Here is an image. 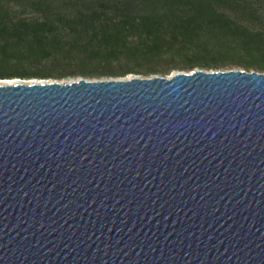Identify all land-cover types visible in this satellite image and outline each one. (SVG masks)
I'll return each mask as SVG.
<instances>
[{
	"label": "water",
	"instance_id": "water-1",
	"mask_svg": "<svg viewBox=\"0 0 264 264\" xmlns=\"http://www.w3.org/2000/svg\"><path fill=\"white\" fill-rule=\"evenodd\" d=\"M0 81V264H264V72Z\"/></svg>",
	"mask_w": 264,
	"mask_h": 264
},
{
	"label": "trees",
	"instance_id": "trees-1",
	"mask_svg": "<svg viewBox=\"0 0 264 264\" xmlns=\"http://www.w3.org/2000/svg\"><path fill=\"white\" fill-rule=\"evenodd\" d=\"M263 24L264 0H0V78L264 72Z\"/></svg>",
	"mask_w": 264,
	"mask_h": 264
},
{
	"label": "rangeland",
	"instance_id": "rangeland-1",
	"mask_svg": "<svg viewBox=\"0 0 264 264\" xmlns=\"http://www.w3.org/2000/svg\"><path fill=\"white\" fill-rule=\"evenodd\" d=\"M17 14H22V15H30V13H27V12H23L21 13V11H16ZM256 27H259L258 25H255ZM261 28H263L264 30V24L261 25ZM228 68H242V67H239V66H236V65H227V66H224V67H221V68H218V69H228ZM176 70H171L169 71L168 74L166 75H169L170 73L174 72ZM130 75H138V76H151V75H142V74H134V73H128L124 76H120V77H128ZM152 75H155V74H152ZM77 77H80V76H67L65 78H60V79H57V80H60V81H66V80H71V79H74V78H77ZM102 78V77H100ZM39 78H29V79H23V78H0V81H31V80H38ZM42 79H49V80H54V78H42Z\"/></svg>",
	"mask_w": 264,
	"mask_h": 264
},
{
	"label": "bare ground",
	"instance_id": "bare-ground-1",
	"mask_svg": "<svg viewBox=\"0 0 264 264\" xmlns=\"http://www.w3.org/2000/svg\"><path fill=\"white\" fill-rule=\"evenodd\" d=\"M4 83H13V81H5Z\"/></svg>",
	"mask_w": 264,
	"mask_h": 264
}]
</instances>
